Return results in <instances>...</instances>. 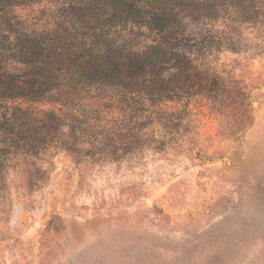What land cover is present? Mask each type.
Returning a JSON list of instances; mask_svg holds the SVG:
<instances>
[{
    "label": "rangeland",
    "instance_id": "obj_1",
    "mask_svg": "<svg viewBox=\"0 0 264 264\" xmlns=\"http://www.w3.org/2000/svg\"><path fill=\"white\" fill-rule=\"evenodd\" d=\"M50 8L38 0L13 15L24 30L44 31ZM256 33L246 27L238 49L205 60L221 79L217 92L169 103L181 123L168 143L154 125L128 151L78 155L54 142L17 156L0 177V264H264Z\"/></svg>",
    "mask_w": 264,
    "mask_h": 264
},
{
    "label": "trees",
    "instance_id": "obj_2",
    "mask_svg": "<svg viewBox=\"0 0 264 264\" xmlns=\"http://www.w3.org/2000/svg\"><path fill=\"white\" fill-rule=\"evenodd\" d=\"M34 1L0 0V177L54 142L128 151L158 125L168 143L169 103L219 89L207 57L238 49L246 27L264 39V0H44L53 26L24 30L13 11Z\"/></svg>",
    "mask_w": 264,
    "mask_h": 264
}]
</instances>
